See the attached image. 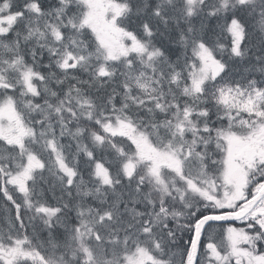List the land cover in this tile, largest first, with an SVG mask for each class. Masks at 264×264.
I'll return each mask as SVG.
<instances>
[{
  "label": "snow or ice",
  "instance_id": "snow-or-ice-1",
  "mask_svg": "<svg viewBox=\"0 0 264 264\" xmlns=\"http://www.w3.org/2000/svg\"><path fill=\"white\" fill-rule=\"evenodd\" d=\"M0 264H264V0H0Z\"/></svg>",
  "mask_w": 264,
  "mask_h": 264
}]
</instances>
